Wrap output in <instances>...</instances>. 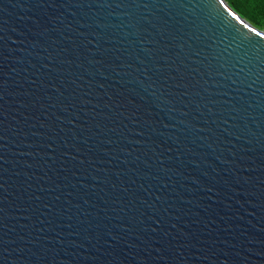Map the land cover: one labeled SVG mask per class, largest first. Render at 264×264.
<instances>
[{"label":"water","instance_id":"obj_1","mask_svg":"<svg viewBox=\"0 0 264 264\" xmlns=\"http://www.w3.org/2000/svg\"><path fill=\"white\" fill-rule=\"evenodd\" d=\"M0 264H264V30L0 0Z\"/></svg>","mask_w":264,"mask_h":264},{"label":"trees","instance_id":"obj_2","mask_svg":"<svg viewBox=\"0 0 264 264\" xmlns=\"http://www.w3.org/2000/svg\"><path fill=\"white\" fill-rule=\"evenodd\" d=\"M242 17L264 30V0H226Z\"/></svg>","mask_w":264,"mask_h":264}]
</instances>
